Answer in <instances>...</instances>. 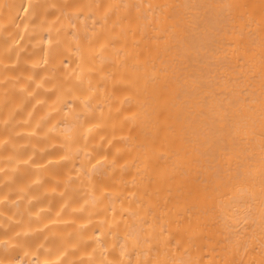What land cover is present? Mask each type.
I'll return each instance as SVG.
<instances>
[{
    "label": "bare ground",
    "instance_id": "obj_1",
    "mask_svg": "<svg viewBox=\"0 0 264 264\" xmlns=\"http://www.w3.org/2000/svg\"><path fill=\"white\" fill-rule=\"evenodd\" d=\"M0 264H264V0H0Z\"/></svg>",
    "mask_w": 264,
    "mask_h": 264
}]
</instances>
